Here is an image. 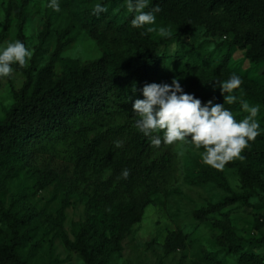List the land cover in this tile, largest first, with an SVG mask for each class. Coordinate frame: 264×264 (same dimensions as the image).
Listing matches in <instances>:
<instances>
[{
	"label": "trees",
	"instance_id": "trees-1",
	"mask_svg": "<svg viewBox=\"0 0 264 264\" xmlns=\"http://www.w3.org/2000/svg\"><path fill=\"white\" fill-rule=\"evenodd\" d=\"M33 0H10L4 10L0 45L5 42L17 20V36L29 46L26 29L31 15L27 11ZM74 20L56 33L55 50L45 57L44 47L54 34L53 24L45 23L31 49V60L25 67L13 65L24 82L20 90L12 87L14 102L0 117V216L9 232L0 231V264H31L22 252L29 242L26 220L16 200L6 209L2 185L24 174L35 176L38 192L61 185L60 176L72 170L75 185L89 189L85 200L86 221L73 233L63 237L65 248L78 255L85 264H110L120 254L124 241L136 225L142 223L149 206L157 204L160 195L175 175L176 155L173 144L154 147L149 137L135 127L133 111L136 99H144L143 88L150 83H168L167 60L161 51L171 45H182L193 36L204 34L214 39H228V54L211 69L205 65L187 64L179 75L184 91L194 94L202 103L225 102L217 81L230 78L231 55L243 52L257 69L264 68V0H151L150 7L160 5L155 25L133 28L126 0H64ZM97 3L107 12L93 15ZM149 10V9H146ZM79 26V28L77 27ZM171 26L172 35L161 37L159 27ZM147 27L156 30L146 32ZM92 39L101 57L93 60L74 59L69 53L80 41V32ZM144 33V34H142ZM243 99L264 110V83L254 87L243 79ZM240 95V89L234 90ZM236 119L241 105L225 103ZM160 135L162 136V130ZM120 141L121 146L116 147ZM194 146L190 140H186ZM195 147V146H194ZM200 150L205 151L203 147ZM256 151H262L256 148ZM260 152V153H261ZM61 154L68 163L57 172L37 163ZM254 152H243L224 166L236 170L245 194H237L221 171L199 166L198 183H212L226 193L216 204L198 210L194 218L206 223L210 216L241 206L262 212L255 220L257 236L240 237L226 222L213 223L218 252L205 254L193 264H223L220 254L234 256L238 264H264V200L253 205L247 192L263 184L250 162ZM129 170L127 178L123 170ZM189 238L182 231L171 232L164 244L167 257L184 251Z\"/></svg>",
	"mask_w": 264,
	"mask_h": 264
},
{
	"label": "rangeland",
	"instance_id": "rangeland-1",
	"mask_svg": "<svg viewBox=\"0 0 264 264\" xmlns=\"http://www.w3.org/2000/svg\"><path fill=\"white\" fill-rule=\"evenodd\" d=\"M10 0H0V31L3 27L4 10ZM20 1V0H19ZM49 0H33L27 11L31 21L26 29L28 43L31 49L39 44L38 37L47 21L53 24L54 34L45 45V57L41 58V65L48 61L56 47V33L65 30L74 20V16L60 0L61 11L55 12L47 7ZM79 28V26L77 25ZM17 20L13 24L5 42H14L18 39ZM3 46H6V43ZM167 60L166 76L169 82L178 79L187 64L205 65L211 69L218 67L228 54V39H214L199 34L189 38L182 45H171L161 51ZM69 56L74 59L93 60L101 57L100 49L85 32H80V41ZM230 70L232 73L245 78L254 87L264 83V68L257 69L245 57L243 52H234L231 55ZM23 78L15 71L10 78H0V117L4 109L9 108L13 102L12 87L17 90L23 85ZM237 120L249 115L242 107L236 113ZM261 128H264V110L261 108L257 118ZM264 134L258 136L243 152H254L255 159L250 166L258 172L263 187L255 192H247L253 205L264 200ZM176 155L175 175L172 182L160 195L157 204L149 206L142 223L136 225L132 233L124 241V248L120 254L113 257L110 264H193L202 260L205 254L218 252L216 246V232L213 223L226 222L237 231L240 237L252 239L257 236L254 224L262 212L252 208L233 206L219 215L209 217L206 223H200L194 218L196 211L209 205L216 204L226 197V193L212 183H198L200 178L199 166L224 173L230 187L237 194H245L240 177L236 170L223 167L216 169L203 163L201 153L187 141H178L174 146ZM261 152V153H260ZM238 158V157H237ZM68 166L65 158L58 154L46 157L37 163L39 173L44 167L59 175ZM24 174L19 179L2 185L5 193L6 209L10 208L16 200L17 207L22 211L26 220L28 236L27 247L22 254L31 264H85L76 254L69 252L63 242V237L74 239V230L86 221L85 200L89 189L85 186L75 185L76 191L68 194V188L74 183L72 170L60 176L61 185H53L38 192L35 186V176ZM180 230L189 241L187 248L167 257L164 253L166 238L171 232ZM0 231L9 232L8 222L0 216ZM264 235V229L261 231ZM264 256V249L255 250ZM223 264H238L234 256L220 254Z\"/></svg>",
	"mask_w": 264,
	"mask_h": 264
},
{
	"label": "clouds",
	"instance_id": "clouds-1",
	"mask_svg": "<svg viewBox=\"0 0 264 264\" xmlns=\"http://www.w3.org/2000/svg\"><path fill=\"white\" fill-rule=\"evenodd\" d=\"M150 3L151 0H126L127 12L134 14L131 19L133 28L155 25L157 14L162 8L159 4L150 7ZM47 7L60 12V0H49ZM107 10L103 4L97 3L93 15ZM155 30L153 27L146 28L148 33ZM158 31L161 37L172 35L171 26H161ZM5 43L6 46L0 45V78H10L15 71L13 65L25 67L33 55L32 50L21 40ZM242 83V78L235 73L225 81H217L224 95L223 104L213 103L212 100L202 103L194 94L186 93L178 79H173L171 84H146L142 90L144 99H136L133 103L137 117L135 127L149 137L154 147L162 143L170 145L190 140L197 149H205L201 153L204 164L222 169L228 161L240 157L251 141L264 134V128L256 119L261 106L251 105L243 99ZM237 89H240V95L234 93ZM237 101L249 114L241 120H237L232 111L224 106L225 103L234 104ZM120 146L121 142L117 141L116 147ZM128 175L129 170H123L122 176L127 178Z\"/></svg>",
	"mask_w": 264,
	"mask_h": 264
}]
</instances>
